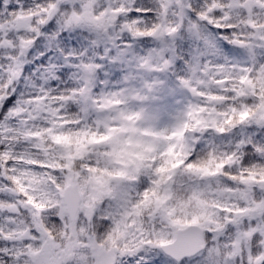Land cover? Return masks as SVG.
I'll list each match as a JSON object with an SVG mask.
<instances>
[{"label":"snow or ice","instance_id":"obj_1","mask_svg":"<svg viewBox=\"0 0 264 264\" xmlns=\"http://www.w3.org/2000/svg\"><path fill=\"white\" fill-rule=\"evenodd\" d=\"M0 264H264V0H0Z\"/></svg>","mask_w":264,"mask_h":264}]
</instances>
